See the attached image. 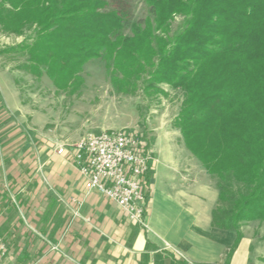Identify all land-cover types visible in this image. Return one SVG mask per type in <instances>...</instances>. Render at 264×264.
Instances as JSON below:
<instances>
[{"label": "trees", "instance_id": "obj_1", "mask_svg": "<svg viewBox=\"0 0 264 264\" xmlns=\"http://www.w3.org/2000/svg\"><path fill=\"white\" fill-rule=\"evenodd\" d=\"M143 2L134 20L127 0H0V32L23 37L0 54L59 90L102 58L119 93L182 91L172 126L215 181L213 226L240 239L241 224L264 222V0Z\"/></svg>", "mask_w": 264, "mask_h": 264}, {"label": "crops", "instance_id": "obj_2", "mask_svg": "<svg viewBox=\"0 0 264 264\" xmlns=\"http://www.w3.org/2000/svg\"><path fill=\"white\" fill-rule=\"evenodd\" d=\"M11 90L0 91V233L8 248L2 264L264 260L253 235L243 228L238 239L237 232L213 226L215 181L186 148L182 150L183 144L153 146L151 168L142 180L146 227H141L114 201L96 191L85 192L76 165L55 152L61 142L23 126L27 114Z\"/></svg>", "mask_w": 264, "mask_h": 264}, {"label": "rangeland", "instance_id": "obj_3", "mask_svg": "<svg viewBox=\"0 0 264 264\" xmlns=\"http://www.w3.org/2000/svg\"><path fill=\"white\" fill-rule=\"evenodd\" d=\"M127 1L134 20L145 17L147 7L143 0ZM181 19L175 17L173 30ZM22 40V36L0 32V50ZM23 63L21 55L0 54V91L6 94L12 88L23 102L27 114L23 126L43 130L47 137L61 143L74 142L88 133L124 131L140 138L152 154L155 144H183L179 130L172 126L183 100L182 91L163 85L165 94L148 96L141 93L142 85L138 83L135 94L119 93L110 82L102 58L85 63L76 91L59 90L47 77L36 78L24 71ZM182 150H186L184 146ZM238 188L235 183L232 189ZM241 228L253 235L258 253L264 256V222L243 223ZM253 260L254 264H264L260 258Z\"/></svg>", "mask_w": 264, "mask_h": 264}, {"label": "built area", "instance_id": "obj_4", "mask_svg": "<svg viewBox=\"0 0 264 264\" xmlns=\"http://www.w3.org/2000/svg\"><path fill=\"white\" fill-rule=\"evenodd\" d=\"M55 152L76 165L86 193L102 194L114 201L130 222L146 227V195L142 180L150 171L151 155L140 138L124 131L88 133L74 142L58 144ZM166 249L183 258L178 250L170 246ZM7 250V243L0 233V264Z\"/></svg>", "mask_w": 264, "mask_h": 264}]
</instances>
